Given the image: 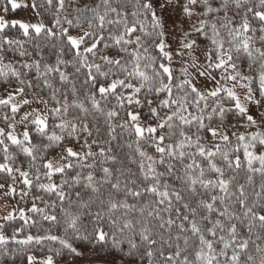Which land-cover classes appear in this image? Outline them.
Listing matches in <instances>:
<instances>
[{
    "label": "snow or ice",
    "instance_id": "snow-or-ice-1",
    "mask_svg": "<svg viewBox=\"0 0 264 264\" xmlns=\"http://www.w3.org/2000/svg\"><path fill=\"white\" fill-rule=\"evenodd\" d=\"M0 11V264H264V0Z\"/></svg>",
    "mask_w": 264,
    "mask_h": 264
},
{
    "label": "rangeland",
    "instance_id": "rangeland-1",
    "mask_svg": "<svg viewBox=\"0 0 264 264\" xmlns=\"http://www.w3.org/2000/svg\"><path fill=\"white\" fill-rule=\"evenodd\" d=\"M21 3H30L31 0H18ZM16 18H32L35 19L34 15L30 12L29 9H20L17 14L14 15ZM0 214H3V202L0 201Z\"/></svg>",
    "mask_w": 264,
    "mask_h": 264
},
{
    "label": "trees",
    "instance_id": "trees-1",
    "mask_svg": "<svg viewBox=\"0 0 264 264\" xmlns=\"http://www.w3.org/2000/svg\"><path fill=\"white\" fill-rule=\"evenodd\" d=\"M0 2H2V0H0ZM17 12H18V10H17ZM17 12L16 13H12L11 11L8 13V15L11 17V16H14L15 14H17ZM0 14H3V12L2 11H0Z\"/></svg>",
    "mask_w": 264,
    "mask_h": 264
}]
</instances>
